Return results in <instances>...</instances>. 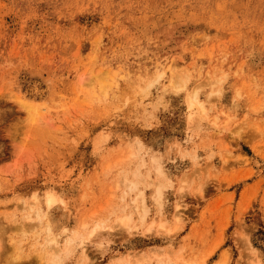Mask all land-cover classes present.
<instances>
[{
  "label": "rangeland",
  "instance_id": "374dc122",
  "mask_svg": "<svg viewBox=\"0 0 264 264\" xmlns=\"http://www.w3.org/2000/svg\"><path fill=\"white\" fill-rule=\"evenodd\" d=\"M134 255L264 264V0H0V264Z\"/></svg>",
  "mask_w": 264,
  "mask_h": 264
},
{
  "label": "bare ground",
  "instance_id": "6f19581e",
  "mask_svg": "<svg viewBox=\"0 0 264 264\" xmlns=\"http://www.w3.org/2000/svg\"><path fill=\"white\" fill-rule=\"evenodd\" d=\"M17 99H18L19 105L21 106V108L24 109L29 120L34 121L38 115V106H37L36 102H34L33 100H29V99L22 97V96H17ZM189 107H190L189 119L191 122H193L195 119V115L197 113H199L200 111H202V108H203L201 101L197 98V96L195 94L191 95L189 98ZM158 171L161 172L160 166H159ZM56 201H57L56 194H54L53 192H48L46 194V204L48 206H52ZM177 206H178V209L180 210L181 205L178 204ZM130 221H131V217L129 215H127V216L124 215V216L118 218V222L122 226H125L127 228L131 227L129 224ZM163 224H164L163 222L160 224V226H162V228H163ZM101 228H102V225H97L96 228H94L93 233L99 232ZM148 229L150 230L151 227ZM48 243L51 246H53V245H55V240L53 238H50ZM134 256H135L134 260H135L136 264H151V262L149 261V259L147 257H140V256H136V255H134ZM51 264H56V263H51ZM127 264H130V263H127ZM217 264H227V261L226 260L220 261Z\"/></svg>",
  "mask_w": 264,
  "mask_h": 264
}]
</instances>
